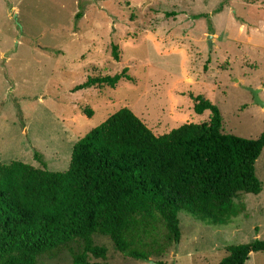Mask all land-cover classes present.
<instances>
[{
	"label": "rangeland",
	"instance_id": "374dc122",
	"mask_svg": "<svg viewBox=\"0 0 264 264\" xmlns=\"http://www.w3.org/2000/svg\"><path fill=\"white\" fill-rule=\"evenodd\" d=\"M125 67L133 80L73 90ZM252 90L264 101V0H0L1 162L41 167L37 152L49 170L64 171L75 142L121 107L157 135L208 121L191 95L219 108L223 132L256 138L264 108ZM255 173L263 190L239 194L241 214L213 224L180 211L179 242L150 261L218 264L227 245L264 238V149ZM94 240L108 252L92 261L152 264L119 253L108 237ZM71 246L37 264H72ZM249 257L245 264H264V252Z\"/></svg>",
	"mask_w": 264,
	"mask_h": 264
},
{
	"label": "trees",
	"instance_id": "16d2710c",
	"mask_svg": "<svg viewBox=\"0 0 264 264\" xmlns=\"http://www.w3.org/2000/svg\"><path fill=\"white\" fill-rule=\"evenodd\" d=\"M111 54L119 60L117 45ZM121 80H133L127 67L88 76L73 90L114 88ZM190 97L196 114L210 112L208 121L157 135L121 107L75 142L64 171L49 170L37 152L41 167L0 161V264H37L72 243V264H100L92 258L105 260L108 249L96 235L126 257L152 262L179 242L180 211L213 224L241 214L239 194L263 190L255 163L264 130L256 138L225 133L219 108L202 95ZM225 251L218 264H245L251 253L264 252V238Z\"/></svg>",
	"mask_w": 264,
	"mask_h": 264
},
{
	"label": "water",
	"instance_id": "95a60500",
	"mask_svg": "<svg viewBox=\"0 0 264 264\" xmlns=\"http://www.w3.org/2000/svg\"><path fill=\"white\" fill-rule=\"evenodd\" d=\"M252 93H253L255 102L257 104H259L261 107L264 108V101H262L261 99H259L258 90H252Z\"/></svg>",
	"mask_w": 264,
	"mask_h": 264
},
{
	"label": "crops",
	"instance_id": "0c3cea01",
	"mask_svg": "<svg viewBox=\"0 0 264 264\" xmlns=\"http://www.w3.org/2000/svg\"><path fill=\"white\" fill-rule=\"evenodd\" d=\"M249 258H250V257H249ZM248 260H249V259H248ZM248 260H247V261H248Z\"/></svg>",
	"mask_w": 264,
	"mask_h": 264
}]
</instances>
